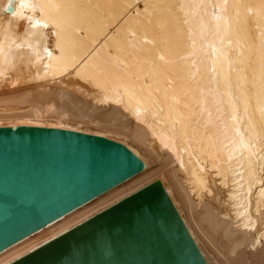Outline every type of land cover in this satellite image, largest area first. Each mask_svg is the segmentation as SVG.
Wrapping results in <instances>:
<instances>
[{"label":"bare ground","instance_id":"bare-ground-1","mask_svg":"<svg viewBox=\"0 0 264 264\" xmlns=\"http://www.w3.org/2000/svg\"><path fill=\"white\" fill-rule=\"evenodd\" d=\"M21 125L164 159L0 264L156 179L208 264H264V0H0V126Z\"/></svg>","mask_w":264,"mask_h":264},{"label":"water","instance_id":"water-1","mask_svg":"<svg viewBox=\"0 0 264 264\" xmlns=\"http://www.w3.org/2000/svg\"><path fill=\"white\" fill-rule=\"evenodd\" d=\"M145 170L126 145L0 126V254ZM10 264H208L156 179Z\"/></svg>","mask_w":264,"mask_h":264},{"label":"rangeland","instance_id":"rangeland-1","mask_svg":"<svg viewBox=\"0 0 264 264\" xmlns=\"http://www.w3.org/2000/svg\"><path fill=\"white\" fill-rule=\"evenodd\" d=\"M67 81V80H65ZM56 121H59V122H62L61 120H56ZM79 127H87V128H92V126H88V125H85V124H82V123H79L78 124ZM114 137L116 138H119V139H124L125 137L123 135H116V134H112ZM128 143H131V144H134L133 141L131 140H127ZM121 143V142H120ZM164 159V155L162 152H160V158L159 159H156V158H153V157H149V159L147 160V162H145V164L147 165V167L150 169L151 171V174L150 176H159V172H158V163ZM146 168V166H145Z\"/></svg>","mask_w":264,"mask_h":264}]
</instances>
